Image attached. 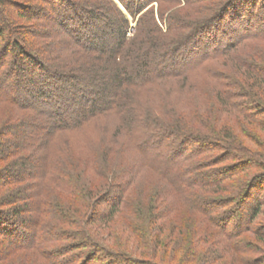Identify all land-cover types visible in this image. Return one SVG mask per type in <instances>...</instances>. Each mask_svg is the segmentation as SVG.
<instances>
[{
    "label": "trees",
    "instance_id": "obj_1",
    "mask_svg": "<svg viewBox=\"0 0 264 264\" xmlns=\"http://www.w3.org/2000/svg\"><path fill=\"white\" fill-rule=\"evenodd\" d=\"M90 1L80 5L72 0H46L51 6L57 4L58 8H50L53 18L47 9L42 17L46 22L57 24L58 31L68 33L62 43L65 50L73 55L79 52L94 55L91 61L106 63V66L97 67L96 63L90 62L87 67H82L83 74H78L80 69L71 74L57 73L40 57L24 50L17 39L4 44L0 51V106L10 105L24 115L18 123L9 124L6 120L0 125V247L4 248L0 262L20 252L27 257L34 252L32 255L40 254L41 259L46 257L51 264H92L98 262L95 255L99 251L106 259L104 264H150L148 259L133 260L123 252L109 251L97 241L95 233L102 222L114 218L128 191V181L122 184L129 175L123 154L131 159H138L139 155L142 171L149 169L157 173L168 182L175 196L186 194L188 189L196 186L217 188L222 176L228 174L198 175L191 172L190 161L204 150L207 141L198 138L192 141V138L173 131L151 133L143 115L139 111L132 113L127 106L130 101L124 91L150 89L168 78H186L195 73L199 65L214 60V57L230 56V52L244 41L264 40V0H225L213 15L197 23L178 21L171 15L206 0ZM20 7L27 14L38 12L34 6L21 4L18 9ZM0 21L4 20L1 18ZM98 22L101 26L97 25ZM132 22L134 29L131 32ZM14 23L13 19L11 24ZM5 25L0 29V40L10 22ZM180 29L187 32L178 39H165ZM47 48L53 50L50 49L49 54L58 52L51 45ZM192 56L195 57L192 65L183 64ZM263 66V61L253 58L244 65L246 71L259 78L260 86L264 85ZM249 78L254 81L253 77ZM230 81L235 84V80ZM224 87L217 96L221 107L243 114L245 108L232 103L238 96L235 94L239 93L234 91L233 85ZM31 118L33 125L28 122ZM107 120L115 122L121 131V139L116 141L112 137L102 139L99 144V140L93 142L102 160L98 159V153L96 159L95 154L94 158L87 157L86 162L93 173L82 176L79 188L67 178L71 171L75 173V166L57 167L53 147L66 137L84 148L93 139L92 129H98ZM194 143L195 147L191 149ZM233 147L231 145L230 152H236ZM73 161L80 164L82 158L73 157ZM76 173H82V169ZM261 176L248 182L240 200L235 202L236 209L221 218L207 216L213 205L211 201L195 203L200 227L191 230L190 236L196 240L183 242L182 248L180 243H173L177 250L183 249L181 260L189 264H220L221 261L236 264L240 261L238 253H246L247 247L237 240L253 232L252 224L264 205V193L261 198L255 197L246 203L251 197L250 184L264 180ZM51 186L62 188L63 193L56 196L55 202L46 200ZM101 187L105 190L97 197L84 195V192L91 194ZM79 189H85L83 195H79ZM79 200L80 206L86 209L84 213L76 204ZM48 202L57 207L48 206ZM106 203H110L109 209L99 215V207ZM82 214L85 227H89L87 230L79 229ZM46 219L52 221L51 225ZM178 221L169 213L166 223L157 230L153 228L154 220L147 217L144 228L149 239L142 237L143 244L152 249L154 246L158 252L161 238L165 233L170 237L181 225ZM255 233L257 240L264 242V223L255 229ZM54 235L73 241L60 248L64 249L63 252L86 248L90 251L84 256L78 254L75 263L62 255L61 250L57 251L58 254L54 250L46 252L41 245ZM150 236L156 238L154 244ZM221 245L224 247L218 248ZM256 263L250 261V264Z\"/></svg>",
    "mask_w": 264,
    "mask_h": 264
},
{
    "label": "rangeland",
    "instance_id": "obj_2",
    "mask_svg": "<svg viewBox=\"0 0 264 264\" xmlns=\"http://www.w3.org/2000/svg\"><path fill=\"white\" fill-rule=\"evenodd\" d=\"M84 1L91 2L90 0H72V3L85 5L86 2ZM92 1L101 2L102 0ZM224 1L206 0L184 10L176 11L171 16L178 21L197 23L213 15ZM21 4L37 7L38 12L27 14L21 7L18 9ZM51 7L53 10L58 8L57 4L51 6L46 0H0V19L4 20L3 22L0 21V29L3 26L6 27L5 23L10 22V26H8L3 38L0 40V51L4 44L6 45L7 42L17 39L24 50L40 57L46 66L57 73L71 74L79 69L81 71L78 74L82 73L84 72L83 68L93 62L91 59L94 55H86L82 52H79L78 55H73L72 52L69 53L63 48L62 43L67 39L68 33L58 31L57 24H54L53 21L46 22V18L42 17L45 14V9H47L50 11V13L47 11L49 16L53 18ZM67 9L70 11V8ZM13 19L15 23L11 24ZM97 25L101 26L99 22ZM97 25L95 26L97 27ZM96 27L93 26V28ZM130 27L129 31L132 32L134 22H132ZM186 32L187 30L185 29L175 30L165 39H178ZM47 45L56 47L58 52L55 55L54 53L49 54L53 50L51 48V51L50 49L47 50ZM230 53L232 54L225 58L214 57V60L210 59L202 64L204 66L199 65L200 68L196 70L197 72H193L186 78H168L160 81L155 86H151L150 89H125L124 92L130 101L127 106L132 109V113L136 114L135 112L139 111L143 115L149 128L148 131L151 133L155 131H165L166 133L173 131L180 133L184 137L192 138V141H196L195 138L207 141L204 150L197 153L198 155L190 161L189 169L191 172L198 175H207L214 172H227L228 174L225 177L222 176L221 185L217 188L208 187L207 185L196 186L188 189L186 194L175 196L168 182L161 179L157 173L149 169L142 171L139 155L138 159H131L126 154H123L125 155L123 157L125 166L129 168V175L125 177L122 184L128 181L130 187L127 184L128 191L124 195L122 205L114 218L102 222L99 226L100 229L95 231L98 235L97 241L105 245L109 251L123 252L125 256L131 257L133 260L148 259L150 264H189L181 260L183 249L177 250L173 243L178 242L181 246L187 240L192 242L196 240V238L192 239V235L190 236L191 230L200 227L198 211L194 207L195 203L204 200L211 201L212 203L210 204L213 205L210 207V212L207 216L211 218L219 216L218 218H221L224 214H228V211L236 209L235 202L240 200L239 196L250 180L260 175H262L261 179L264 177V171L262 170L264 168V85L260 86L259 78L257 79L251 72H248L249 70L246 71L244 68L250 58L256 59L261 63L263 61L264 64V40L250 39L244 41ZM54 56H56V60H54ZM193 58L195 57L192 56L188 60L189 62H184L183 64L192 65L195 61ZM93 63L94 65L96 63L97 67L107 65L106 63L100 64L98 61ZM71 69H73V72L70 71ZM104 77L107 78V75ZM249 77H253L254 81ZM230 79L235 80V84H232ZM229 85H233L234 91L239 93L235 94L238 96L233 99L232 103L238 104L242 109L245 108L243 114H239L234 110L229 111L221 107L217 101L219 99L217 97L219 95L218 91H223L224 86ZM237 85H240V87H237ZM131 112L128 111L129 116H132ZM22 115L23 113L20 110L10 105L2 104L0 106V125H3L6 120L9 121V124L18 123L21 121ZM143 117L141 116V118ZM32 119L28 122L33 125ZM108 121L102 122L100 127L95 129L96 131L94 128L92 129L91 136H93V139L84 145V148L77 146L76 142L66 137L58 140L53 147L57 167L60 166L61 168L62 166L65 167V165L76 167H73L75 173L71 171L67 178L75 185H78L79 188L82 186L79 183L83 178L82 176L93 173L86 162L87 157L94 158L95 154L96 159L97 153L100 152L96 151V143L93 142H98L99 140L97 143L99 144L102 139L109 140L112 137L113 139L116 138V141L121 139L119 137L121 131L116 128L115 122ZM231 145L234 146L233 148L236 149V152H230ZM193 147H195V143L194 146H190L191 149ZM97 156L99 159L100 154L98 153ZM73 157L82 158V163L77 164L76 161H73ZM100 159L102 160V158ZM69 160L73 162H69ZM93 167L96 166L93 165ZM80 169H82V173H76ZM96 174H98V171ZM98 186H100V183ZM49 188L46 200L55 202V198L61 194L62 188L55 186ZM100 189V191L97 189L91 194L85 193L84 189L80 191L79 195H83L84 192L85 196L91 195L94 198V196L97 197L99 193L105 190L103 187ZM248 191H251V194H249L251 197L248 198L246 203L253 201L255 197L261 198L264 193V180L259 179L253 184L251 183ZM52 202H48L47 205L57 207ZM79 202L80 200L76 201V204L79 206L80 212H86V209H84L83 205L80 206ZM109 207L110 203L101 205L99 207V215L107 212ZM244 209L247 210L246 208ZM169 213L172 218H176V221L178 218L181 225L175 229L170 237L166 233L164 234L161 238L162 245L159 246L158 252H156L154 246L152 249V247L149 248L148 245L143 244L144 240L142 237L149 239L144 228L146 227V220L150 216L155 222L153 228L158 230L161 225L166 223ZM76 217L78 219V216L75 215ZM79 219V229H89L88 226L85 227L84 225L83 214L79 216ZM81 220H83L82 223ZM46 223L51 225L52 221L46 219ZM263 223L264 205H262L260 214L252 224L253 232L246 233L237 240L243 245L246 244L244 246L247 247V250L246 253H238L240 261L236 264H250V261H257L258 263L256 264H264V242L258 241L255 233V229ZM185 227L189 229H185ZM211 229L214 231V227H211ZM150 237L154 244L156 238ZM47 238L48 235L46 236ZM48 240L41 245L46 252L53 250L54 252H59L60 250L63 252L62 250L64 249L60 248H65L68 243L73 242L60 237V235H54L53 238L49 237ZM223 247L221 245L218 248L221 249ZM2 250L4 248L0 247V253ZM89 251L86 248L73 252H63L62 255L70 257L72 262L75 263V258L78 254L84 256V253ZM216 253H221V251ZM32 254L34 252L28 254L27 257L25 256L26 254L24 255L20 252L0 263L51 264L46 257L41 259L40 254ZM95 257L99 260L92 264H104L106 262V259L103 258L102 253L99 251ZM99 257L102 258L100 259ZM220 264H223L222 261Z\"/></svg>",
    "mask_w": 264,
    "mask_h": 264
}]
</instances>
